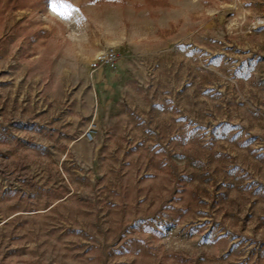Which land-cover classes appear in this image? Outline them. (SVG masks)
Instances as JSON below:
<instances>
[{
	"label": "rangeland",
	"instance_id": "rangeland-1",
	"mask_svg": "<svg viewBox=\"0 0 264 264\" xmlns=\"http://www.w3.org/2000/svg\"><path fill=\"white\" fill-rule=\"evenodd\" d=\"M0 264H264V0H0Z\"/></svg>",
	"mask_w": 264,
	"mask_h": 264
},
{
	"label": "built area",
	"instance_id": "built-area-1",
	"mask_svg": "<svg viewBox=\"0 0 264 264\" xmlns=\"http://www.w3.org/2000/svg\"><path fill=\"white\" fill-rule=\"evenodd\" d=\"M119 59L117 51L114 48H108L100 53L93 65L96 69H101L105 66L115 69L118 65ZM87 137L91 139L92 133L88 132Z\"/></svg>",
	"mask_w": 264,
	"mask_h": 264
},
{
	"label": "snow or ice",
	"instance_id": "snow-or-ice-1",
	"mask_svg": "<svg viewBox=\"0 0 264 264\" xmlns=\"http://www.w3.org/2000/svg\"><path fill=\"white\" fill-rule=\"evenodd\" d=\"M65 0H50V4L57 5V4H64Z\"/></svg>",
	"mask_w": 264,
	"mask_h": 264
}]
</instances>
